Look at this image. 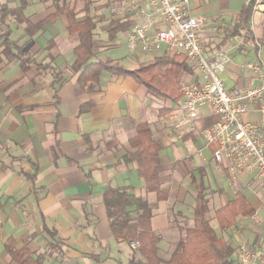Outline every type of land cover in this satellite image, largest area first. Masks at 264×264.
<instances>
[{"label":"crops","instance_id":"1","mask_svg":"<svg viewBox=\"0 0 264 264\" xmlns=\"http://www.w3.org/2000/svg\"><path fill=\"white\" fill-rule=\"evenodd\" d=\"M127 1L95 14L106 22L129 16L133 25L124 9ZM250 1L190 0L189 8L194 15L229 28ZM57 4L75 8L79 21L86 18L81 0H27L24 15L37 24L56 13ZM1 5L15 9L22 3L0 0ZM68 27L65 14L34 35L15 17L6 25L0 23V37L10 28L11 41L18 42L31 62L23 72L21 62L8 58L5 47H0V264H131L142 259L129 242L117 241L112 234L104 204L108 187L125 189L151 205L152 228L161 237L159 253L164 260L183 238L180 228L193 225L201 184L209 204L207 218L215 219L219 229L214 222L211 225L234 249V261L238 246L254 249L263 242L264 189L258 173L236 170L229 161L217 163L203 138L205 130L218 122L217 114L203 105L191 125L180 113L182 98L177 104L154 98L132 75L140 64L171 55L131 53L127 33L132 26L114 40L97 29L92 62L112 61L126 74L105 69L97 82L83 86L72 69L77 39ZM250 29L254 41L264 44V0L257 1ZM121 35L125 42L119 41ZM203 36L207 48L206 40L216 37L211 27ZM216 39L210 49L232 58L223 76L227 90L251 87L253 75L245 63L257 61L252 40L240 39L237 49L230 39L219 49ZM196 79L193 70L182 71L177 82L180 88V81ZM164 107L171 112L160 114ZM245 120L260 121V113H248ZM144 123L160 147L159 174L168 191L161 201L146 190L137 165L124 162ZM237 192L245 196L254 214L239 215L235 226L221 230L216 212L234 201Z\"/></svg>","mask_w":264,"mask_h":264},{"label":"trees","instance_id":"2","mask_svg":"<svg viewBox=\"0 0 264 264\" xmlns=\"http://www.w3.org/2000/svg\"><path fill=\"white\" fill-rule=\"evenodd\" d=\"M16 0H7L11 3ZM22 5L10 9L6 5L0 6V23L6 25V20L15 17L19 25H26L25 31L29 35L36 34L48 22H55L57 16L65 14L68 18V30L75 35L77 45L75 53L76 63L72 67L74 73L79 74L78 81L85 86L97 82L102 72L107 69L118 75H125L126 71L112 61L92 62L95 54L96 31L101 29L108 33L110 40H114L120 32L128 31L132 21L128 18H114L106 22L103 16L95 12L104 8H110L121 0H81L86 18L79 21L77 11L72 7H61L57 4L58 11L37 24H33L24 15L27 0H20ZM104 4L96 5L104 2ZM258 0H251L240 13L238 22L229 27L220 37L217 47L220 49L230 38L240 36L254 41V35L250 29V22L254 15V9ZM11 30L8 29L0 37V47H5L3 53L8 58L17 59L21 63L23 72L30 68V60L25 56L18 42L11 41ZM15 49L11 53L9 50ZM210 48V47H209ZM182 71L191 72L192 69L187 58L183 55L161 56L152 61L140 64L132 73L138 82L145 85L148 94L165 103L177 104L182 98L178 78ZM86 110V108H84ZM171 112L170 107L161 110L162 115ZM132 149L124 157V162L137 165L138 173L145 182L148 192H153L158 201L165 200L168 191L161 184L159 174L160 147L153 139V133L147 123L141 124L137 134L131 140ZM206 188L198 186L196 196L195 216L191 227L180 228L184 233L183 238L177 244L169 259L164 260L160 256L159 243L161 237L152 228L153 208L144 199L129 194L127 190L120 188H106L104 204L110 221L113 236L120 242L138 241L140 248L138 253L142 259L131 261V264H234L232 258L234 249L225 240L218 236L217 232L207 218L209 204ZM254 211L241 192H237L236 199L216 212V218L221 230H228L235 226L239 215H252Z\"/></svg>","mask_w":264,"mask_h":264},{"label":"built area","instance_id":"3","mask_svg":"<svg viewBox=\"0 0 264 264\" xmlns=\"http://www.w3.org/2000/svg\"><path fill=\"white\" fill-rule=\"evenodd\" d=\"M190 0H129L125 11L133 25L127 33V44L133 54L183 55L196 74V81H180L182 100L179 110L191 125L198 118L200 107L207 105L217 114L218 122L205 130L203 138L212 147L217 163L229 161L236 170L257 172L264 189V44L252 41L257 61L245 67L253 75L251 87L233 92L227 90L224 78L232 58L229 53L207 48L204 31L211 27L216 37L228 26L208 21L190 11ZM240 49V36L230 38ZM248 113H260L261 120H245ZM133 251L138 241L130 243ZM264 261V241L254 249L245 245L235 249L234 264H255Z\"/></svg>","mask_w":264,"mask_h":264},{"label":"rangeland","instance_id":"4","mask_svg":"<svg viewBox=\"0 0 264 264\" xmlns=\"http://www.w3.org/2000/svg\"><path fill=\"white\" fill-rule=\"evenodd\" d=\"M79 3H80V2H79ZM100 3H101V2H100ZM102 3H103V2H102ZM79 7L82 8V4H80ZM215 38H216V37L211 36L210 39L208 40L209 42L206 40L205 43L207 44L208 48H209V46L216 44L215 41H214ZM218 39H220V37H217L216 40H218ZM119 41H121V42L124 41V42H125V38H124V36L121 35V36L119 37ZM208 218H209L210 222H214L216 228L219 229V227L217 226V224H216V222H215V219H214L212 216H208Z\"/></svg>","mask_w":264,"mask_h":264}]
</instances>
